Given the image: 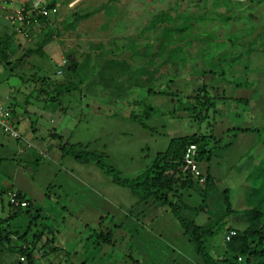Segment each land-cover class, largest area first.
Here are the masks:
<instances>
[{"label": "rangeland", "instance_id": "obj_1", "mask_svg": "<svg viewBox=\"0 0 264 264\" xmlns=\"http://www.w3.org/2000/svg\"><path fill=\"white\" fill-rule=\"evenodd\" d=\"M73 1L47 0L57 5L59 14L33 30L30 41L17 35L5 16L0 17V95L6 104L16 103L27 111V120L37 124L39 131L33 133L20 119L19 128L36 140L44 136L42 145L50 149L48 156L40 151L38 164L34 158L22 165L28 179L22 176L16 184L34 187L38 197L14 217L11 228L19 236L28 233L29 239L44 232L43 241L36 244L39 260L35 264H137L136 260L142 264H201L194 243L167 206H143L129 187L116 184L96 161L122 178H135L166 150L170 139L214 129L220 139L211 160L201 163L202 171H211L219 191L229 190L233 207L244 208L247 190L255 183L254 169L264 161V52L259 43L260 51L249 57L242 44L239 49L245 54L232 64L228 56L240 51L237 43L242 40L234 41L235 51L228 48L235 39L231 36L241 35L252 24L256 30L246 39L264 30V3L251 7L247 0L244 4L233 0L238 18L226 23L216 13L224 8L213 7L215 0H141L142 14L129 26L136 22L138 28L140 20L142 33L124 34L125 42L113 38L107 48L98 44L105 45L113 34L96 31H101L102 10L88 21H77L76 13L92 11L109 0ZM155 10L172 16L194 15L195 27L185 28L179 19L167 22L166 36L162 29L148 30ZM249 14L251 22L245 16ZM75 28L77 32L70 31ZM51 32L44 55L28 54ZM64 57L63 69L59 64ZM221 57L226 61L222 63ZM114 59L126 62L125 68L98 72ZM73 61L79 63L76 71ZM61 68L64 72L59 73ZM209 69L216 73H205ZM203 82L211 88V96L219 99L207 118L197 116L201 107L194 109L189 99ZM230 127L258 130L238 133ZM54 128L63 136H51ZM6 138L12 143L13 158L20 149L13 138ZM59 144H67L69 154L58 150ZM2 174L0 183L5 179ZM45 192L49 198L44 199ZM200 200L195 197L188 202L194 205ZM209 206L215 208L212 201ZM208 217V212H201L197 221L203 223ZM231 222L234 226L240 223L231 218L227 226ZM109 231L113 244L98 238ZM53 234L62 252H50V245L45 244ZM208 245L210 253L219 258L223 231L209 239ZM7 258L9 264H18L19 253Z\"/></svg>", "mask_w": 264, "mask_h": 264}, {"label": "trees", "instance_id": "obj_2", "mask_svg": "<svg viewBox=\"0 0 264 264\" xmlns=\"http://www.w3.org/2000/svg\"><path fill=\"white\" fill-rule=\"evenodd\" d=\"M232 1L233 0H215V4L213 5L214 8L221 6L224 8L222 9L223 11L216 12L223 22L229 23L230 20L238 18L235 15V7L232 4ZM239 3L244 4L242 1ZM247 3L252 7L263 4L264 0H247ZM55 5V3L49 4V6ZM93 13L94 11L82 14L76 13V19L77 21H81L92 16ZM245 16L251 22V14ZM195 17L194 15L187 13L172 16L165 12H160L150 21L148 30L153 29L158 31V29H162V35L166 36L167 31H169L167 22L182 19V22L179 25L191 29L195 27ZM42 22L46 25L48 22L47 18H43ZM255 30L256 26L252 24L241 33V35H232L231 38L235 36V39L232 40L230 38L229 41H233V48L230 47L228 50L235 51L234 45L236 44L234 41L236 39H241L242 42L240 41V44L237 43L239 45L237 49L243 47L242 44L244 47L247 46L246 50H248L247 53L249 57L253 52L260 51L258 50L259 48H257L259 43L262 45L264 52V40H262V43L259 42V39L264 37V30L255 35L252 40L246 39L247 35L252 36ZM52 36L53 32L47 36L46 40L40 42L37 48L29 49L28 54L36 53L44 55V46L52 39ZM2 44L4 43L2 42ZM162 48L163 47H160V49ZM243 54H245V52L240 50L234 56H228V59L232 61V64H235L238 60L242 59L244 56ZM222 56H224V54ZM219 59L222 60V63L226 61V57H221ZM72 63V69L76 71L79 67V63L76 61H73ZM125 64L126 62L120 60H110L104 63L98 72L100 73V71H104L108 68L116 70L114 67L125 68ZM232 64L230 65V68L234 66ZM72 69L71 66H69L68 70ZM207 72L216 73L214 69L205 71V73ZM222 72L225 74L226 71L222 70ZM65 88L66 90L70 89V87ZM210 90L211 88L209 89L208 85L203 82L199 85L198 89H196V92L189 96V99L193 102L194 109L201 107L200 112H196V114L198 113V117L207 118L210 109H215L217 107V100L219 99H217L216 96H211ZM133 116L138 119V116ZM228 130H234L238 133H249L258 130V128L230 127ZM238 133L234 135V140H236ZM218 138L219 136L215 134L214 129H211L210 132L206 133L196 132L187 136L172 138L170 139L166 150L159 152L155 160L143 173L131 179L120 177L112 168L104 165L99 159H97L96 164L105 173L111 175L116 184L129 187L132 193L138 198L139 203L143 206H167L179 221L183 233L194 243L196 252L202 261L201 264H264V161L260 162V165L258 167L256 166L257 168L255 167L254 169V171H257L256 176H254L255 183L249 186L246 195V204L242 209L233 207L228 189H223L221 191L218 190L217 179L213 176L210 170L203 172L205 180L200 181V177L185 169L183 157L190 144L195 143L198 147L196 158L202 170L201 163L203 161L211 160L216 143L220 139ZM66 145L67 144L62 145L61 147L64 149L65 154H69V152L65 150ZM75 157L79 158L78 156ZM21 195L23 198H27L24 194L21 193ZM195 197L201 199L199 203L193 205L188 202V200ZM210 200L215 205V208H210ZM31 205L29 207H31ZM12 207L15 211V215L23 212L24 209L22 207ZM188 212L192 213L193 216L188 215ZM201 212L209 213L208 220L203 223L197 221V217ZM231 218L238 219L240 222L239 225L234 226L231 222V225L227 226ZM232 229L237 231L236 236H234L231 241L225 242V234ZM218 231H223L224 245L221 247L220 257L216 258L210 253L208 240L214 238ZM12 234H17V231ZM12 234L5 229H0V244L11 243L14 240ZM27 235L28 233L21 236L17 234L19 240L25 239V241H27ZM111 235V231L106 234L101 232L98 238L102 239L104 242H110V244H113ZM42 236H44V232L40 234L37 233L35 241L29 242L26 247H23L22 244L15 245L13 246L12 251L26 256L27 264H35L36 244L39 242L38 240L42 239ZM55 243V235L51 239L46 240L45 244L50 245V252H56L59 250ZM45 254L47 253L45 252Z\"/></svg>", "mask_w": 264, "mask_h": 264}, {"label": "crops", "instance_id": "obj_3", "mask_svg": "<svg viewBox=\"0 0 264 264\" xmlns=\"http://www.w3.org/2000/svg\"><path fill=\"white\" fill-rule=\"evenodd\" d=\"M76 2H81V1L74 0L72 4H75ZM111 4L115 5V8L113 10H111L109 8V6ZM141 5H142L141 0H123L120 2L118 0H116V1L109 0V1L102 3L101 7H99V8L96 7L95 9H93L92 11H94V13L92 14V16H90L89 18H85L83 20L88 21V20L94 18V16H96V14L98 13V11L102 10V12L104 13V15H103L104 19H103L102 24L99 28L101 31H99V30H96V31L102 32V33L108 34V35H110V34H113V35L110 38L111 41L109 40L105 45H104V43H99L98 45L102 44L103 46L108 48L111 45V42H114L113 38L114 39H120L121 38V39H123L122 41L125 42L126 38L125 39L123 38L124 34L127 33V34L136 35V34L142 33L140 30V28H141L140 20H138L139 21L138 28H136V26H137L136 22H133V24H134L133 27L129 26V25H131L130 24L131 21H136V17L138 16L137 18H139L141 16V14H142ZM125 9L128 11L126 13V15L122 14ZM150 11H152V9ZM157 12L158 11L155 10L154 13H152V14L156 15ZM70 31L71 32L73 31V33H74V32H77L78 30H76V28H75V29L70 30ZM98 45L95 47H98ZM115 45H117V44L115 43ZM121 48L125 49V46L121 45ZM64 59H65V57L63 58V60ZM64 67L65 66H63V69H64ZM63 72H64V70H63ZM48 92H52V91H48ZM0 98L4 102L1 95H0ZM6 105L11 107L13 115H14L13 117H14V120L16 121L17 125H18V128L20 127V125H19V119H20V120H23L25 123L27 122L28 126L30 127V129L33 133H38L39 128H38L37 124H34V123H32V121L27 120L28 119L27 118L28 113L26 110L24 111V110L18 108L17 107L18 104H16V103H11V104H6ZM60 107H61V109L67 108V107H65V105H60ZM19 130H20L21 134L26 139L30 140L35 145L36 149H33V148L26 149L25 152L22 154H20L18 149H17L19 154L18 155L16 154L13 158L10 157L11 152H12V143L9 140H6L7 139L6 136L7 137H11V136L6 135L4 132H2V130H0V173L4 172V174H2V175H5V179H3L0 183V229H5L6 231L10 232L11 234L15 233V230H12L11 227H12V223L14 221V217L16 215L14 214L15 211H14L13 207L8 202L7 192L10 189L16 188L22 194H24L27 198H29L30 201L32 202V205H34L37 202V197H38L37 194H35L33 192L35 188L34 187H33V189L25 188L24 186H21L22 184H20V185L16 184V180L19 181L22 176H24L25 178L28 179V177L26 175H24L25 174V169H24L25 167H23L22 165H26L27 163H32L34 158H35V162H36L38 159L37 155H41L40 151L43 150V152H45V154H47V156H48L49 151H50V149L48 147L44 148L42 145L45 142L44 136L40 135L41 136L39 138L40 140H36L30 134L29 135L25 134L20 128H19ZM57 134H59L60 136H63V134L60 131L58 132L55 128H54V130H51V132H50V135L54 136V137L57 136ZM15 141L17 144V148H19L20 142L17 140H15ZM37 147L39 149V152L37 151ZM58 150H63L61 152L64 153V149H62L61 144H59ZM52 154L55 155L57 153L54 151ZM55 156L58 157L59 155H55ZM38 162L39 161H37V164H38ZM14 163H16V165H14ZM34 179H35V176L33 177V181H34ZM35 186L38 187V185H36V184H35ZM48 192H45L44 199L49 198ZM140 215H142L141 211H140ZM151 220L153 222L155 221L154 219H151ZM100 224H102V221L98 222L99 226H100ZM86 225H88V224H86ZM12 236H13L14 240L11 243L2 244V245L0 244V264H9V259L7 258V256L10 255L11 253H13V251H12L13 246L22 244L23 247H25L27 244H29V242H33L36 239V235L32 239H29L28 236H26L27 241H25V239L19 240L17 234H12ZM38 241L42 242L43 240L41 239ZM56 242H57V239H56ZM55 245L58 246V249H59L55 253H57L58 251L62 252L61 251L62 248L59 245H57V243H55ZM101 250H102L101 254L105 255L103 247L101 248ZM70 253H77V250H75L73 252L71 251ZM21 255L22 254L19 253L18 264L22 263V261H20ZM35 259L39 260L38 253L36 250H35ZM136 262H137V264H142V262H140L139 260H137Z\"/></svg>", "mask_w": 264, "mask_h": 264}, {"label": "built area", "instance_id": "obj_4", "mask_svg": "<svg viewBox=\"0 0 264 264\" xmlns=\"http://www.w3.org/2000/svg\"><path fill=\"white\" fill-rule=\"evenodd\" d=\"M16 2L17 0H0V17L5 16L12 24L15 33L25 40L30 41L33 30L43 26V18H47L48 21L49 17L59 14L57 5L49 6L47 0H20L18 5L15 4ZM66 63L67 60L64 59L60 66L63 67ZM62 72V68L59 69V73ZM13 116L11 107L7 106L0 98V130L20 142L19 153L22 154L26 149L34 148L35 145L21 134ZM197 149L198 147L195 143L190 144L185 151L183 161L186 170L200 177V181H204V173L196 158ZM7 198L11 206L27 208L31 205V201L28 198H23L20 191L16 188L7 192ZM236 234V230H230L225 234V242L231 241ZM26 260V256L22 255L20 257V261L24 262Z\"/></svg>", "mask_w": 264, "mask_h": 264}]
</instances>
